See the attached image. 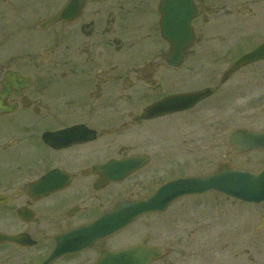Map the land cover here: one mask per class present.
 Returning <instances> with one entry per match:
<instances>
[{
    "label": "flooded vegetation",
    "instance_id": "1",
    "mask_svg": "<svg viewBox=\"0 0 264 264\" xmlns=\"http://www.w3.org/2000/svg\"><path fill=\"white\" fill-rule=\"evenodd\" d=\"M162 1L83 0L75 18L50 24L47 19L68 0H22L14 7L17 28L29 37L22 36L12 57L0 63V233L24 236L23 241L33 244L1 243L0 264H41L61 236V254L51 264H93L103 251L137 243L156 250L150 264H195L199 254L182 252L180 230L179 240L149 229L139 239L136 233H127L130 224L91 245L94 235L80 232L118 201L145 199L161 184L182 175L175 174L181 165L180 144H150L134 151L136 127L169 116L142 119L147 105L166 95L207 88L208 97L170 115L185 114L183 122L189 125L192 110L209 101L221 110L218 128H222L228 125L229 111L244 110V103L264 99V59L221 80L232 60L264 41V0H184V14L189 15L192 7L195 15L183 18L190 34H184L172 52L183 55L177 66L165 63L171 47L162 34ZM247 39L255 45L234 54ZM220 49L231 58L207 71V85L195 88L188 83L180 88L182 81H189L184 78L196 71V65L186 64L188 58ZM7 72L19 79L5 80ZM170 85L174 90L170 91ZM146 89L152 92L149 101L137 109V98ZM230 99L233 106L228 104ZM259 112L264 114V100ZM237 128L264 132V127L241 125L231 130ZM136 153L148 156L142 168L120 181L109 178L113 161ZM230 203L233 207L226 206L224 214L226 228L232 226L235 231L217 233L219 251L217 243L206 238L207 258L215 257L220 264H264V202L248 212L241 210L240 201ZM204 214H190L191 232L212 226L210 213ZM221 216L216 213L214 220L221 221ZM245 216L250 225L243 222ZM175 218L174 222L181 220L179 213ZM203 219L205 223H196ZM257 236L261 241L254 239ZM77 246L81 248L69 250Z\"/></svg>",
    "mask_w": 264,
    "mask_h": 264
},
{
    "label": "rangeland",
    "instance_id": "2",
    "mask_svg": "<svg viewBox=\"0 0 264 264\" xmlns=\"http://www.w3.org/2000/svg\"><path fill=\"white\" fill-rule=\"evenodd\" d=\"M7 1L9 4L5 3L4 0H0V63H3L4 60L12 57L14 53L13 48L16 47L22 36H24L25 39L29 37L28 33L23 34V32L18 30L15 22V14L17 10H15L14 7L22 0ZM256 34H260V32H257ZM246 42L247 43H245V45L238 46L236 48L237 50L233 51V53L238 54L246 51L253 46L252 44H254V41L248 42V39ZM21 43L24 48L27 47L25 40H22ZM224 50L225 49H220L209 55H196L188 58L186 64L191 63L196 65V71L191 74L189 78L182 77V79H189V81H182L184 84L180 85V88L187 87L188 83L191 84L190 86H194L195 88L207 85L206 78L210 73L207 71H213L212 69L216 70L217 68L224 66L228 59L231 58L229 55H227V50ZM6 63H10V60L6 61ZM181 71L185 72V68H182ZM169 88H171L170 91L174 90L172 85H170ZM164 89H167V87H164ZM145 92L146 94L142 95L140 98H137V103L135 104L137 109L145 105L146 101H149L148 95L152 94V92L150 89H148V91L146 89ZM247 95L252 96L253 99H255V96L252 94L246 93V96ZM263 100L264 99L259 101L254 100L255 102L250 101L247 104L244 103V110L238 108V112L229 111L228 125L222 128H218L222 120L221 110L212 107L209 104V101L201 102L192 110V122L189 125L183 122L185 119V114L169 115L167 117L152 121L148 125H140L136 127L133 132L132 138L135 143L134 151L145 150V146L147 147V145L150 144L161 145L162 147L163 145L176 146V144H180L181 150L179 153L181 157V165L178 169V172L175 171L176 175L181 174L182 171L186 175H205L215 171L218 164L223 162H228L232 167L235 168L257 170L264 161V154L250 152L244 155H235L231 152L230 148L226 144V136L233 127L239 125L253 129L264 127V114L261 116L259 115L261 114V112H259V106H261ZM232 101H234V99H230L228 104L230 102L232 103ZM206 103H208L209 106ZM212 103H216V101H213ZM231 103L229 106H233ZM204 104H206V107L200 108ZM254 109L256 111L255 113H253ZM242 112L244 113L243 115H241ZM190 147L191 149H189ZM164 149L167 148L164 147ZM166 153L167 152H165V154ZM189 160H192V164ZM142 176L143 174L139 177ZM128 182H130V179ZM124 184L125 181L122 183V186ZM191 196L196 197L181 198L174 202L169 207V210L164 213L140 216L132 223L128 229L129 232L127 233H136L138 238H141V234L145 230L149 229L154 231L155 234L163 231V234L166 238L168 237L169 239L179 240L177 237V232L180 230L182 252L189 253L191 251L194 254L195 252L199 254V257L195 259V264H220L219 259L215 257L212 259V261L207 258L206 254L209 249V244L206 245L205 241L206 238L209 240L211 237V239L214 241L213 243H217L218 247L216 250L219 251L220 241L218 239L217 233L220 232V230H223L224 234L226 235V229L229 230V234L235 231H233L232 226L226 228L228 221H226V217L224 216L226 212V206L229 204V208H231L233 205L229 202V200L224 201V198L222 199L223 196L221 194L215 193L214 191H210L202 195ZM206 206L207 208H205ZM254 207L256 206H243V204L240 205L241 210L244 211L246 209L247 212L252 210ZM208 209L211 211L210 214H212V216H208V219L211 222L208 219L207 220L212 226H202L199 229L197 228V232H191L193 226L190 225L192 223L189 222V218H191L190 216L195 215L196 213V215H202L206 217L204 213H206L205 210ZM178 213L181 220H179V222H174V220H177L175 216ZM216 213H218V215H222L221 217L223 219L221 221L213 220L216 217ZM246 218L247 217L245 216L243 222L245 225H250V222L247 221L249 218L247 220ZM205 220L206 219H203V221H197L196 223H205ZM254 239L257 241L260 239L261 241L262 238L257 236ZM191 243L192 245L189 246ZM251 243L253 245V242Z\"/></svg>",
    "mask_w": 264,
    "mask_h": 264
},
{
    "label": "water",
    "instance_id": "3",
    "mask_svg": "<svg viewBox=\"0 0 264 264\" xmlns=\"http://www.w3.org/2000/svg\"><path fill=\"white\" fill-rule=\"evenodd\" d=\"M80 4L81 0H71L68 7L63 9L51 20L56 21L58 19L75 15L76 12H78ZM183 5H177V7L175 6L176 8L173 7V15H171L170 18L165 16L163 20L164 27H169V30L171 29V35L166 36V38L170 41L173 49L178 48V40H180L184 34H187L188 28L185 26V23H183L185 15L181 13L184 8ZM189 12L191 13L192 11L190 10ZM174 16L179 17L180 21H177ZM172 20H174V22ZM180 57L181 55H171L167 61L175 64V58L179 59ZM262 57H264V43L232 63L228 72ZM203 96H205V93L196 92L193 93L190 98L192 99V103H195ZM187 100H189V97L171 96L165 98L163 101L152 105L148 109V116L150 117L162 112L177 110L180 106H185V102ZM229 143L232 149L237 153L253 148L264 149V134L252 133L243 129L237 130L230 134ZM144 161L145 158L143 156H135L132 159L118 162V164L113 167L115 168V171H117L116 175H113V178H122L125 174H127V172L138 168ZM207 190H217L228 195L239 197L246 201L263 200L264 168L257 173H251L246 171H236L229 168L227 165H223L218 171L209 176L176 179L160 187L158 191L147 200L136 201L133 203L121 202L114 210L111 211V216L104 217V220L102 221L105 222L102 224L104 225L113 222V231L118 230L128 224L140 213L148 210L164 209L174 198L182 194L201 193ZM103 230L105 232L112 231L106 229ZM9 239L11 238L0 234V242ZM15 239L17 240V238ZM153 256L154 253H152L148 247L135 245L115 253L107 255L103 254L101 259L95 264H148Z\"/></svg>",
    "mask_w": 264,
    "mask_h": 264
}]
</instances>
